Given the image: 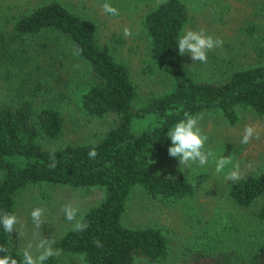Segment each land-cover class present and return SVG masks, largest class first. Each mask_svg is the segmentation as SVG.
<instances>
[{
  "label": "trees",
  "instance_id": "obj_1",
  "mask_svg": "<svg viewBox=\"0 0 264 264\" xmlns=\"http://www.w3.org/2000/svg\"><path fill=\"white\" fill-rule=\"evenodd\" d=\"M187 22L182 0H162L145 14L142 25L149 41V61L171 82L139 107L134 106L137 92L127 64L99 45L91 19L60 1L37 3L16 18L9 32L1 30L0 65L28 61L26 40L41 32L62 36L88 63L92 74L75 90L76 108L89 118L111 114L113 122L94 141L45 147L41 141L58 140L63 133L56 107L43 104L35 108L31 100L19 106H0V214H14L18 193L32 184L96 190L97 200L78 219L88 224L87 229H68L59 242L61 251L78 257L80 264H134L137 259L162 264L168 258V236L163 228L123 223L134 189L164 202L187 201L195 195L194 178L181 171L160 170L156 165L170 158L168 130L184 118V112L219 113L230 126H235L245 111L264 115V47L244 66L198 79L185 71L184 58L177 49L178 36ZM248 31L255 35L253 26ZM138 122L143 123L141 127ZM94 145L98 155L91 159L88 153ZM53 156L57 162L54 169L49 166ZM228 195L240 207L260 202L259 242L238 263L224 247L203 257L188 253L190 247L185 246L178 264H264V162L255 175L232 182ZM96 240L103 247H97ZM0 245L9 249L8 254L22 258L2 225ZM56 262L52 257L44 264Z\"/></svg>",
  "mask_w": 264,
  "mask_h": 264
},
{
  "label": "rangeland",
  "instance_id": "obj_2",
  "mask_svg": "<svg viewBox=\"0 0 264 264\" xmlns=\"http://www.w3.org/2000/svg\"><path fill=\"white\" fill-rule=\"evenodd\" d=\"M48 0H0V33L9 32L16 18L29 12L37 3ZM71 11L96 24L99 45L127 64L135 84L137 96L134 106L164 91L171 82L157 66L149 61V41L143 31L145 14L162 0H108L119 15L105 14V0H58ZM187 9L188 22L183 30L203 29L207 35L223 40V46L208 52V62L193 61L185 54L184 67L198 79L214 78L226 69L244 66L256 58L257 49L264 47V0H182ZM255 34L250 36L249 27ZM132 35L125 37L124 28ZM4 34V33H3ZM28 61L0 65V106H19L31 100L35 108L51 104L59 110L63 133L58 140L41 141L45 147L60 148L69 144L94 141L113 122L108 114L103 118H89L76 108L74 93L77 86L91 79L88 63L58 33L41 32L26 40ZM149 67L145 72L144 68ZM148 69V68H147ZM153 71V72H152ZM214 76V77H213ZM200 127L208 135L206 148L214 155L201 167L180 165L170 157L157 161L160 170L181 171L194 178L195 195L187 201L164 202L151 199L140 189L128 197L123 223L133 227L155 225L168 236L169 255L162 264H178L185 246L188 253L206 256L221 247L234 255V260L248 257L250 248L259 242L260 228L257 210L260 202L248 207L235 205L228 188L234 181L225 173L216 172V161L222 156L232 157L241 166V178L255 175L264 162V115L242 112L235 126L228 125L221 114L204 113ZM145 123V122H144ZM140 127L142 122L137 123ZM246 125L255 126L259 139L241 144ZM159 162V163H158ZM231 165L225 169V172ZM99 193L84 188L58 187L47 183L28 185L16 197L15 215L19 230L11 233L12 245L22 253L40 239L52 240L59 248L62 235L78 221L80 215L97 200ZM71 203L80 211L76 220H66L62 208ZM43 208L42 225L37 229L31 212ZM20 232V233H19ZM209 233L204 235V233ZM218 247V248H217ZM54 264H80V259L61 251ZM134 264H151L137 259ZM179 264H182L181 262Z\"/></svg>",
  "mask_w": 264,
  "mask_h": 264
},
{
  "label": "clouds",
  "instance_id": "obj_3",
  "mask_svg": "<svg viewBox=\"0 0 264 264\" xmlns=\"http://www.w3.org/2000/svg\"><path fill=\"white\" fill-rule=\"evenodd\" d=\"M102 9L105 14L112 16L119 15L117 8L113 7L108 0L102 5ZM125 37H130L132 32L129 28L125 27L123 30ZM223 40L220 38H214L211 35H207L203 29L200 30H186L181 33L177 39V49L180 56L188 54L193 61H199L201 63L208 62V52L215 48L222 47ZM184 118L175 123L167 132V138L171 140V146L168 148V154L170 157L178 158L180 165H188L190 163L197 164L201 167L205 166L209 158L214 153L206 148L209 140L208 135L200 127V120H202L201 114H191L184 112ZM259 133L255 126L246 125L244 128L241 144H249L253 139H259ZM98 155L95 145L89 151L88 156L91 159H95ZM52 163L49 165L51 168L57 166L55 157H51ZM231 165V168L225 172V169ZM241 166L239 163H233L232 157L222 156L216 161V172L225 173V179L236 181L241 178ZM66 220L73 222L79 213V209L74 207L71 203L63 206ZM44 214L43 208H35L31 212L32 222L37 229H40L42 225L41 217ZM20 223L18 217L9 212L0 214V225H2L4 232L11 234L14 230H19L17 225ZM88 224L81 221H76L73 225V231L83 232L87 229ZM20 233V232H19ZM97 247H103L99 240L94 241ZM55 242L47 239H40L35 245L38 255L33 254L29 248L23 250L20 254L21 259H17L14 256L8 254L9 249L0 245V264H44L45 261L52 257H58L62 254L61 249L54 247Z\"/></svg>",
  "mask_w": 264,
  "mask_h": 264
}]
</instances>
